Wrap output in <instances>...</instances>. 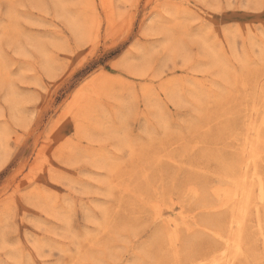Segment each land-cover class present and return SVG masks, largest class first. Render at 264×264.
<instances>
[{
	"label": "rangeland",
	"instance_id": "1",
	"mask_svg": "<svg viewBox=\"0 0 264 264\" xmlns=\"http://www.w3.org/2000/svg\"><path fill=\"white\" fill-rule=\"evenodd\" d=\"M234 253L264 264V0H0V264Z\"/></svg>",
	"mask_w": 264,
	"mask_h": 264
},
{
	"label": "bare ground",
	"instance_id": "2",
	"mask_svg": "<svg viewBox=\"0 0 264 264\" xmlns=\"http://www.w3.org/2000/svg\"><path fill=\"white\" fill-rule=\"evenodd\" d=\"M261 120L262 119H260V121ZM258 124H260V122ZM248 130H249V128H248ZM244 143L245 142H243V144ZM244 151H245V154H244V157L243 158H244V162L245 163H244V166L241 169V172H240V174L238 176V179L236 180L235 189L233 191V196H231V198H230L231 201H234L235 199L238 200V197L239 196L244 195V197H243L244 199L242 198L241 200L242 201L243 200H246V205H244V207H242V206L240 207V204H239V207H237V212L233 216V218L236 220L234 222H238V223L241 222L240 220L243 219L245 213L247 212V209H249L248 208L249 205L247 204V202L250 201V194L252 193L251 192L252 191V183H253L254 178L256 177L255 176L256 175V170H255L256 169V158H257V154L256 153H258V152L254 153V149L252 150L250 147L248 149L247 148L246 149L244 148ZM240 164H242V163L240 162ZM237 200H236V202H237ZM235 203H234V205L232 207H235L236 206ZM255 212H257V210ZM235 230H236V228H235ZM238 231H239V233H241L239 229H238ZM233 233H234V231H233ZM235 254L236 253H234L233 255L228 256V257L227 256H224L223 263L224 264H230L232 262L233 258L235 257Z\"/></svg>",
	"mask_w": 264,
	"mask_h": 264
}]
</instances>
